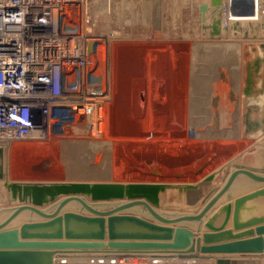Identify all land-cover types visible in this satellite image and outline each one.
I'll list each match as a JSON object with an SVG mask.
<instances>
[{"label":"rangeland","instance_id":"obj_1","mask_svg":"<svg viewBox=\"0 0 264 264\" xmlns=\"http://www.w3.org/2000/svg\"><path fill=\"white\" fill-rule=\"evenodd\" d=\"M229 2L219 3L221 28L225 25L227 29L211 37L207 26L210 11L205 12L203 20L198 8L200 4L210 7V0H89V13L97 22L92 33L110 37L109 41L93 42L87 77L97 89L105 88L111 94L106 131L101 135L68 133L49 140H16L7 152L6 180L197 184L203 188L196 203L187 202L186 193L192 189L178 193L177 188H169L159 206L164 211L193 212L190 207L201 203L218 183L220 171L224 173L222 166L232 167L231 160L236 156L264 149V131L244 132L239 101L233 106L232 122V107L228 106L223 128L217 129L213 123V106V116L208 110L213 97H228V85L244 97L240 93L243 60L252 45L247 42L264 38V0H255L251 16L229 13ZM98 45L103 50L101 58L97 57ZM214 61L220 62L219 72ZM221 68L228 81L221 76ZM192 78L194 85L190 88ZM221 100L222 106L229 101ZM243 100L245 106L257 105L260 110L256 115L264 108V93ZM186 102L190 123L186 121ZM215 167L221 169L214 182L201 185L204 170Z\"/></svg>","mask_w":264,"mask_h":264},{"label":"water","instance_id":"obj_2","mask_svg":"<svg viewBox=\"0 0 264 264\" xmlns=\"http://www.w3.org/2000/svg\"><path fill=\"white\" fill-rule=\"evenodd\" d=\"M219 3L220 0H210V7L207 4L198 6L203 20L205 12L210 11L211 22L207 26L211 37L220 36L221 31L227 29L225 25L221 28ZM228 11L236 16H251L255 13V3L253 0H230ZM260 47L264 49L263 45ZM251 50L256 51V48L251 47ZM260 63L264 64V57L258 55L246 60L242 89L245 97L264 93V83L262 89H253ZM221 74H224L222 70ZM223 79L227 81L224 76ZM227 96L229 102L235 99L231 90L227 91ZM218 97L212 99L216 126ZM259 110L257 105L245 106L242 113L245 133L264 131V108L260 117L251 116ZM4 161V146L0 143V181L7 192V200L18 202L0 208V213L9 211L0 221V264H210L198 258L212 256L215 264H241L240 259L231 261L233 253H256L264 258V167L232 163L223 184L215 193V188L210 189L198 211L171 212L159 209L166 190L177 188L181 193L192 189L193 192L186 196L188 203H194L193 193L199 195L201 192L196 191L198 185L137 181H7ZM214 177L215 173L211 172L202 183ZM239 179L241 183H237ZM248 183L253 186L243 190ZM136 207L139 211L134 212ZM23 211H29L33 217L21 221L17 217ZM193 226L197 232L201 230V235L193 233L190 228ZM97 252L122 258L174 255L180 260L121 263L65 258L72 253L92 255ZM214 253L217 255H212ZM250 263L261 264V261L255 259Z\"/></svg>","mask_w":264,"mask_h":264},{"label":"built area","instance_id":"obj_3","mask_svg":"<svg viewBox=\"0 0 264 264\" xmlns=\"http://www.w3.org/2000/svg\"><path fill=\"white\" fill-rule=\"evenodd\" d=\"M95 22L89 0H0V143L106 131L111 94L87 80L110 39Z\"/></svg>","mask_w":264,"mask_h":264},{"label":"crops","instance_id":"obj_4","mask_svg":"<svg viewBox=\"0 0 264 264\" xmlns=\"http://www.w3.org/2000/svg\"><path fill=\"white\" fill-rule=\"evenodd\" d=\"M247 43H250V44H252V45H250V51H249V54L246 56V58H245V60H243V69H244V74H243V79H242V85H241V92L240 93H242V89H243V87H244V85H245V82H244V79H245V75H246V69H245V64H246V60H250V59H252L254 56H259V57H264V49H261V47H260V45H263L264 46V38H262V39H253L252 41H249V42H247ZM251 47H255L256 48V51H252L251 50ZM225 70L223 69V72H224ZM223 76L225 77V79L227 80V73L226 72H224V74H223ZM228 81V80H227ZM263 83H264V64L263 63H260V66H259V70H258V73L257 74H255V82H254V86H253V89H255V90H258V89H262V85H263ZM227 88H228V90H231L232 91V88L230 87V85H228L227 86ZM258 92V91H257ZM233 94H234V96H235V101L233 100V104H229V101L227 102V104H225V106L223 105L222 106V100L221 99H227V98H225L226 96L224 95V94H220L219 95V97H218V100H217V110H218V118H219V120H218V126H216V128L218 129V128H223V127H225V125L223 124L226 120V118H227V112H228V106H231L232 107V114H231V116L229 115V118H231V122H232V119H233V112H234V110H233V106H236V104L238 103V101L240 102V109H241V112L243 113V111H244V109H243V106H244V108H245V104L244 105H242L243 104V102H242V100H243V98L245 97H241V96H238V94H235L234 92H233ZM239 97H240V99H239ZM228 100V99H227ZM186 106H187V115H186V117H187V119H186V121L188 122V123H190L189 122V120H190V118H189V116H190V111H189V106H188V102H186ZM212 99H211V103H210V106H209V109H208V107H207V109L210 111V113H211V115H212ZM260 114H258V115H256V113H251V116L252 117H260L261 115H262V112H259ZM178 115V114H177ZM213 116V115H212ZM222 121V122H221ZM222 123V124H221ZM11 144V143H10ZM7 152H8V149L7 150H4V157H5V161H6V159H7ZM234 157V156H233ZM232 157V158H233ZM224 165V164H223ZM208 168V167H207ZM222 170L223 171H226V169L227 168H225L224 169V167L222 166ZM218 170V168H213L212 169V171L210 170H205L204 172H205V175H207L208 173H211V172H213V170L215 171V170ZM220 169V168H219ZM6 171H7V166H6V170H5V173H6ZM221 172V174L219 173V175H221V176H223V172L222 171H220ZM204 175V176H205ZM216 175H218V173L216 174ZM220 180H221V182H222V178L220 177ZM245 180V179H244ZM25 181H28V182H46V181H41V180H22L21 182H25ZM224 181V180H223ZM2 182V181H1ZM138 182H148V181H138ZM150 182V181H149ZM241 183V181H240V179L238 180V182L237 183ZM222 184H223V182H222ZM221 184V185H222ZM220 185V186H221ZM235 185H237V184H235ZM219 186V187H220ZM253 186V184H250V183H248V185L243 189V190H247V189H249V188H251ZM201 187H199V189H197V191H201ZM168 190V189H167ZM242 190V191H243ZM242 191H240V192H242ZM240 192H238V193H240ZM215 193V192H214ZM237 194V193H236ZM197 196V200H198V196L199 195H196ZM161 201H162V199H161ZM161 201H160V203H161ZM199 201H200V199H199ZM199 203V202H198ZM18 204V202L17 201H8L7 200V192H6V190H4L2 187H0V208H5V207H10V206H14V205H17ZM200 204V203H199ZM46 206V205H45ZM202 206V205H201ZM200 206V207H201ZM99 208H104L103 206H100ZM160 210L162 209V208H159ZM137 211H139V207H136L135 209H134V212H137ZM188 212V211H187ZM194 212V211H193ZM9 215V211H4V212H2V213H0V221H2L3 219H5L7 216ZM33 214H31L29 211H23V212H21V214H19V216L17 217L18 219H20L21 221L22 220H24L25 218H28V217H33L32 216ZM191 228V230L193 231V233H198V234H200L201 235V230L200 231H196L195 230V226H193V227H190ZM263 237H264V234H263ZM99 253H101V255H106V254H104L103 252H99ZM99 253H94V254H92V255H98ZM195 253H196V250H195ZM264 253V252H263ZM109 254H112V253H109ZM218 254H221V255H225L224 253H218ZM71 255H74V254H71ZM82 255H84V254H82ZM87 255H90V254H87ZM212 255H217V253H214V254H212ZM232 255H235V256H232V258H230V259H232L231 261H233V260H235V259H240L241 261V264H252V263H250V262H252L253 260H255V259H259L260 261H261V264H264V258H261V257H259L258 256V254H254V253H233ZM80 257V256H79ZM88 257H90V256H88ZM95 257V256H94ZM97 257H100V258H97V259H104V260H107V258L105 259L104 257L105 256H97ZM153 257V258H152ZM72 258H78V256H76V257H72ZM114 257L112 256L111 258H108V260H110V261H112V260H114V261H117V262H121V263H127V262H130V263H145V262H148V261H150V260H158V259H160V260H163V261H179L180 259L177 257V256H174V255H172V256H165V255H163V256H141V257H134V258H122V260L120 259V258H114ZM85 259V258H84ZM96 259V260H97ZM136 259V260H135ZM201 262L203 261V262H207V263H210V264H215V258L212 256V257H210V258H198ZM73 260H79V259H73ZM86 260H87V258H86ZM88 260H90V259H88ZM148 260V261H147ZM243 262H245V263H243ZM230 264H233L232 262L230 263ZM238 264V263H237ZM240 264V263H239Z\"/></svg>","mask_w":264,"mask_h":264},{"label":"bare ground","instance_id":"obj_5","mask_svg":"<svg viewBox=\"0 0 264 264\" xmlns=\"http://www.w3.org/2000/svg\"><path fill=\"white\" fill-rule=\"evenodd\" d=\"M259 1V0H258ZM105 3V2H104ZM91 4V3H90ZM105 5V4H104ZM112 36V35H111ZM110 38V37H109ZM185 39V38H184ZM95 39H92V41H94ZM148 40V39H147ZM152 43V42H151ZM175 44V43H174ZM101 45V44H100ZM100 45H98L97 46V50H96V52H97V57L98 58H101L102 57V54H103V50H102V48L100 47L99 48V46ZM158 45V44H157ZM122 46H123V44H122ZM197 46H199V45H197ZM124 47V46H123ZM160 47V46H159ZM199 48V47H198ZM201 48V47H200ZM160 49V48H159ZM167 49V48H166ZM175 49V48H174ZM196 49V48H195ZM203 49H205V47H203ZM208 49V48H207ZM210 49V48H209ZM158 50V49H157ZM194 50V49H193ZM193 50H192V52H193ZM201 50V49H200ZM149 51V50H148ZM207 51H210V50H207ZM199 52V54H200V51H198ZM198 52H196V53H198ZM205 52V51H204ZM202 53V52H201ZM206 53V52H205ZM165 54V53H164ZM191 54V53H190ZM199 54H197V55H199ZM203 54V53H202ZM207 54V53H206ZM205 54V55H206ZM109 55V54H108ZM204 55V54H203ZM209 55V54H208ZM207 56V55H206ZM109 57V56H108ZM186 57V56H185ZM194 57H196L195 55H194ZM211 57V56H210ZM192 59H193V57H191ZM197 58V57H196ZM201 58V57H200ZM204 58H205V56H204ZM207 58H208V56H207ZM210 59H213V58H210ZM154 60V59H153ZM198 61V60H197ZM204 61V60H203ZM202 60H201V62H203ZM206 61V60H205ZM208 61V60H207ZM109 62H111L110 61V57H109ZM191 62H192V60H191ZM198 62H200V61H198ZM208 62H211V60L210 61H208ZM215 62V61H214ZM193 63V62H192ZM207 63V62H206ZM152 64H153V62H152ZM201 64H203V63H201ZM209 65H210V63H208ZM114 65V64H113ZM193 65H194V63H193ZM196 65V64H195ZM93 67V66H92ZM209 67L210 66H208V68L207 69H209ZM219 67H221L220 66V62H218V61H216L215 62V68H216V70L219 72ZM224 68V67H223ZM197 69H198V67H197ZM222 69V68H221ZM225 69V68H224ZM147 70V69H146ZM200 70V69H199ZM204 70V69H203ZM211 70V69H210ZM223 70V69H222ZM205 71V70H204ZM207 71V70H206ZM164 72V71H163ZM191 72H192V69H191ZM200 72V71H199ZM199 72L197 73L198 75H199ZM208 72V71H207ZM207 72H206V77H207ZM210 72V71H209ZM208 72V73H209ZM225 72V71H224ZM90 73H92V72H90ZM193 75V74H192ZM200 76V75H199ZM202 76V75H201ZM208 76H209V74H208ZM194 77V76H193ZM196 77H198V76H196ZM219 77V76H218ZM204 79V78H203ZM207 79V78H206ZM200 80H201V78H200ZM205 80V79H204ZM208 80V79H207ZM194 80H193V78H192V80H190V88H192L193 87V85H194V82H193ZM116 83V82H115ZM142 84V83H141ZM197 84V83H196ZM143 85V84H142ZM172 86V85H171ZM184 86V85H183ZM142 87V86H141ZM188 87V86H187ZM141 90H142V88H141ZM143 91V90H142ZM190 92H192L191 90H190ZM142 93V92H141ZM192 94V93H191ZM184 96V95H183ZM151 97V96H150ZM189 97V96H188ZM138 99H140V98H138ZM189 99V98H188ZM137 101H140V100H137ZM189 103V102H188ZM151 104V103H150ZM184 109V108H183ZM69 135V134H68ZM91 135V134H90ZM262 139H264V138H262ZM258 140V139H257ZM51 141V140H50ZM67 141V140H66ZM65 141V142H66ZM77 141V140H76ZM80 141V140H79ZM264 141V140H263ZM54 142V141H53ZM119 142V141H118ZM259 142V141H258ZM257 142V143H258ZM20 143V142H19ZM75 143V142H74ZM71 144H73V142L71 143ZM259 145V144H258ZM257 145V146H258ZM4 146V150H7L9 147H10V144L8 143V144H5V145H3ZM63 146V145H62ZM64 146H65V144H64ZM73 146V145H72ZM76 147L74 146V148L73 149H75ZM225 148H227V147H225ZM53 149V148H52ZM167 149V148H166ZM256 150V149H255ZM75 151H76V149H75ZM168 151V150H167ZM254 151V150H253ZM13 152V151H12ZM71 153V152H70ZM74 152H72L71 153V156H74V155H72ZM76 153V152H75ZM78 153V152H77ZM76 153V154H77ZM82 153V152H81ZM99 153V152H98ZM243 153V152H242ZM12 154V153H11ZM83 154V153H82ZM106 155V154H105ZM242 155V156H241ZM241 155H239V156H236V157H238V158H233V160H231V163H238V164H244V165H249V166H253V167H264V149L263 148H261V150H260V148L257 150V151H255V152H252V153H248V154H241ZM69 156H70V154H69ZM81 156V155H80ZM16 157V156H15ZM14 157V158H15ZM155 157V156H154ZM95 158H96V156H95ZM119 158V157H118ZM94 159V158H93ZM235 159V160H234ZM107 160V159H106ZM5 162V169L4 170H6V161H4ZM105 162V161H104ZM103 162V163H104ZM210 163H212V162H210ZM229 163V162H228ZM227 163V164H228ZM16 164V163H15ZM206 164V163H205ZM226 164V165H227ZM99 165V164H98ZM97 165V166H98ZM164 165V164H163ZM210 165V164H209ZM213 165V164H212ZM212 165H211V167H212ZM214 165H216V164H214ZM213 165V166H214ZM102 166V165H101ZM117 166V165H116ZM154 166V165H153ZM162 166V165H161ZM230 166H231V164H230ZM230 166H226V171H224V173H223V176H221V178H222V182H223V180H224V178L226 177V175H227V172H229L230 171V169L232 168V167H230ZM94 167V166H93ZM105 167L107 168V164L105 163ZM207 167H209V166H207ZM218 167V166H217ZM99 168V167H98ZM102 168V167H101ZM161 168V167H160ZM168 168V167H167ZM210 168V167H209ZM216 168V167H215ZM222 168V167H221ZM220 168V169H221ZM220 169H218V170H220ZM107 170V169H106ZM218 170H213V172L216 174V172L218 171ZM11 171V170H10ZM205 171V170H204ZM211 171H212V169H211ZM7 172V171H6ZM203 174H204V172H203ZM209 174V173H208ZM205 175V174H204ZM206 176V175H205ZM6 173H5V180H6ZM150 177V176H149ZM204 177V176H203ZM152 178V177H151ZM216 177H214L212 180H210V181H208V182H205V183H210V182H212L214 179H215ZM198 179V178H197ZM200 179V178H199ZM149 181H151V180H149ZM138 182V181H137ZM151 182H154V181H151ZM214 182V181H213ZM218 183L215 185V186H213L212 188H215V190L213 191V193L219 188V186L222 184V182H221V180L219 179L218 181H217ZM1 184H2V182L0 181V187H1ZM205 185L204 183H201V185ZM197 185V184H196ZM199 187H201V188H203V186H198L197 187V189H199ZM197 189H196V191H197ZM212 193V194H213ZM211 194V195H212ZM164 195L165 194H163L162 196H161V199L163 200V198H164ZM207 195V194H206ZM196 201H197V197H196ZM196 201H195V203H196ZM182 202V201H181ZM162 203V202H161ZM200 203V202H199ZM197 203L195 206H193V207H190V209L191 208H193V211L194 212H196V211H198L202 206V203ZM187 204V203H186ZM191 204V203H190ZM190 204H188V205H190ZM162 205V204H161ZM160 205V206H161ZM183 205H184V203H183ZM187 205V206H188ZM194 205V204H193ZM185 206V205H184ZM191 206V205H190ZM201 206V207H200ZM159 208H161V207H159ZM189 209V208H188ZM161 210H163V209H161ZM175 212V211H174ZM178 212V211H177ZM180 212H182V211H180ZM186 212V211H185ZM97 253H99V252H97ZM72 254H74V255H71V254H69V256H66L65 258H68V259H86L87 258V260L88 259H97V258H100V257H97V256H105L104 258L106 259L107 258V260H108V258H111L112 256L114 257V258H120L121 260H122V257H116L114 254H107V255H101V253H99L98 255H87V254H85V253H72ZM82 254H84V255H82ZM94 254V253H93ZM76 256H78V258H72V257H76ZM80 256V257H79ZM88 256H90V257H88ZM95 256V257H94ZM169 257V256H168ZM113 258V259H114ZM153 258V257H152ZM154 260V259H153ZM148 261V260H147ZM155 261H157V260H155ZM158 261H163V260H160V259H158ZM146 263V262H145Z\"/></svg>","mask_w":264,"mask_h":264}]
</instances>
